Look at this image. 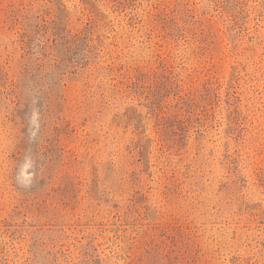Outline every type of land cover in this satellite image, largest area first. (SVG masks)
<instances>
[{
	"label": "rangeland",
	"instance_id": "obj_1",
	"mask_svg": "<svg viewBox=\"0 0 264 264\" xmlns=\"http://www.w3.org/2000/svg\"><path fill=\"white\" fill-rule=\"evenodd\" d=\"M0 264H264V0H0Z\"/></svg>",
	"mask_w": 264,
	"mask_h": 264
}]
</instances>
